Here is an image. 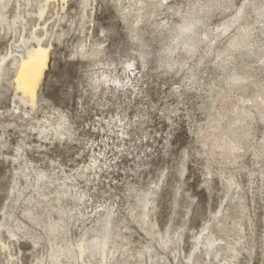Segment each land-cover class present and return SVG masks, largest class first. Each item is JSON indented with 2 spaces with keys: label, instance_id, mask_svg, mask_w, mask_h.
Listing matches in <instances>:
<instances>
[{
  "label": "rangeland",
  "instance_id": "obj_1",
  "mask_svg": "<svg viewBox=\"0 0 264 264\" xmlns=\"http://www.w3.org/2000/svg\"><path fill=\"white\" fill-rule=\"evenodd\" d=\"M0 264H264V0H0Z\"/></svg>",
  "mask_w": 264,
  "mask_h": 264
},
{
  "label": "bare ground",
  "instance_id": "obj_2",
  "mask_svg": "<svg viewBox=\"0 0 264 264\" xmlns=\"http://www.w3.org/2000/svg\"><path fill=\"white\" fill-rule=\"evenodd\" d=\"M49 52L50 47L40 42L21 62L18 86L25 96H36V80L42 78L48 67Z\"/></svg>",
  "mask_w": 264,
  "mask_h": 264
}]
</instances>
